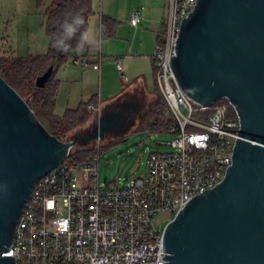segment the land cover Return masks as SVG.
Wrapping results in <instances>:
<instances>
[{"label":"water","instance_id":"95a60500","mask_svg":"<svg viewBox=\"0 0 264 264\" xmlns=\"http://www.w3.org/2000/svg\"><path fill=\"white\" fill-rule=\"evenodd\" d=\"M176 79L203 106L227 99L241 130L225 179L189 201L164 228L165 264H264V0H197L172 57ZM54 66L37 78L44 88ZM122 114H100L93 135H51L0 76V264L36 184L78 143L115 134Z\"/></svg>","mask_w":264,"mask_h":264},{"label":"built area","instance_id":"2783aa9c","mask_svg":"<svg viewBox=\"0 0 264 264\" xmlns=\"http://www.w3.org/2000/svg\"><path fill=\"white\" fill-rule=\"evenodd\" d=\"M196 5L197 0H168L165 31L151 57L157 86L176 120L170 129L176 151L150 154L146 176L125 189L102 187L100 156L84 163H70L68 156L36 184L23 209L5 254L15 264L168 263L163 259L166 226H159L157 217H166L161 224L167 225L190 200L225 179L241 130L227 99L198 104L173 71L181 24ZM143 21L141 11L134 10L130 24ZM89 110L101 113L93 105Z\"/></svg>","mask_w":264,"mask_h":264},{"label":"crops","instance_id":"0c3cea01","mask_svg":"<svg viewBox=\"0 0 264 264\" xmlns=\"http://www.w3.org/2000/svg\"><path fill=\"white\" fill-rule=\"evenodd\" d=\"M137 9L144 16V21L134 27L130 24V16ZM95 10L96 14L90 19V28L98 35L101 46L90 48L77 60L68 61L57 71L56 79L60 81V87L56 115L57 109L62 116L66 110H74L91 99L96 102L91 105L101 108L103 112L137 90L147 97H155L156 79L150 43L157 41L158 34L166 24L168 0H95ZM104 16L118 22L112 37L102 33ZM41 22L0 34L1 54L18 57L46 55L50 40ZM149 64L154 75L152 87L146 76Z\"/></svg>","mask_w":264,"mask_h":264},{"label":"trees","instance_id":"16d2710c","mask_svg":"<svg viewBox=\"0 0 264 264\" xmlns=\"http://www.w3.org/2000/svg\"><path fill=\"white\" fill-rule=\"evenodd\" d=\"M79 13L85 17V27H90V19L96 14L95 0H51L44 12L43 27L50 43L48 52L43 56H0V76L9 83L34 110L36 117L51 135L62 139L68 132L86 124L91 116L89 105L96 104L94 99L82 102L78 108L66 110L62 116L55 114L56 100L60 81L56 79L57 71L70 60H77L80 54L90 50L86 47L77 50L75 41L67 52L57 51L52 47V40L60 32V25L66 18ZM118 22L109 17L102 19V33L112 37L116 33ZM165 26L161 31L163 34ZM50 66H54L51 79L44 88H37L35 83ZM156 79V69L153 67ZM155 92H160L157 82ZM231 111H233L231 109ZM233 113V112H232ZM176 120L162 94L154 101L151 108L138 121L137 129H147L153 133H170ZM100 153L81 151L71 153L67 158L70 163H84Z\"/></svg>","mask_w":264,"mask_h":264},{"label":"rangeland","instance_id":"374dc122","mask_svg":"<svg viewBox=\"0 0 264 264\" xmlns=\"http://www.w3.org/2000/svg\"><path fill=\"white\" fill-rule=\"evenodd\" d=\"M50 2L51 0H0V34L4 31L12 32L16 28H26L27 25L33 23L38 24L40 20L43 25L44 12ZM156 43V40L153 41V44L150 43L153 54ZM2 55L0 51V56ZM146 76L149 86L152 87L154 75L150 64ZM160 94L161 92L158 90L153 98L143 95L140 90L128 94L118 101V103L125 102L128 107H131V111L128 112L129 121L124 127L125 130L115 134L106 133L104 138L99 137L86 145L78 143L73 148L71 152L73 154L81 151L100 153V181L103 188H128L133 180L146 176L147 161L150 154H168L176 151L170 144L176 138L175 135L153 133L147 129L136 128L139 119L151 108L154 101L159 100ZM58 111L59 109L56 110V113L60 115ZM100 114V112H91L90 119L86 124L71 130L62 140L66 142L80 136L93 135V129L99 123ZM165 219L164 216H158L157 224L165 227L166 224H161Z\"/></svg>","mask_w":264,"mask_h":264},{"label":"clouds","instance_id":"9594fccd","mask_svg":"<svg viewBox=\"0 0 264 264\" xmlns=\"http://www.w3.org/2000/svg\"><path fill=\"white\" fill-rule=\"evenodd\" d=\"M85 17L79 13L73 14L66 18L60 25V32L52 40V47L60 52H67L73 46L75 41L77 50L86 47L99 48L101 40L90 27H85Z\"/></svg>","mask_w":264,"mask_h":264},{"label":"flooded vegetation","instance_id":"af4514ba","mask_svg":"<svg viewBox=\"0 0 264 264\" xmlns=\"http://www.w3.org/2000/svg\"><path fill=\"white\" fill-rule=\"evenodd\" d=\"M107 107L106 110H104L103 112L104 113H109V112H116V113H121L122 114V118L121 120L123 119H126L125 123L123 124V126L120 128V131H123L125 130L124 127L127 125L128 121H129V113L131 111V107H128L127 106V103L125 102H121V103H117L115 106H113L112 108H109ZM102 112V113H103ZM119 131V132H120Z\"/></svg>","mask_w":264,"mask_h":264}]
</instances>
